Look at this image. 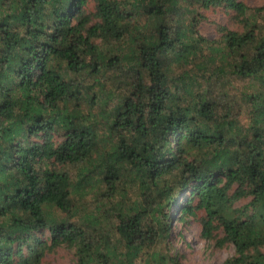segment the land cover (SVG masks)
<instances>
[{
  "label": "trees",
  "instance_id": "1",
  "mask_svg": "<svg viewBox=\"0 0 264 264\" xmlns=\"http://www.w3.org/2000/svg\"><path fill=\"white\" fill-rule=\"evenodd\" d=\"M211 9L235 25L216 40ZM108 74L131 79L107 92ZM198 74L259 86L240 93L244 125ZM176 204L235 246L225 264H264V5L0 0V264L62 247L77 264H182L165 253Z\"/></svg>",
  "mask_w": 264,
  "mask_h": 264
},
{
  "label": "rangeland",
  "instance_id": "2",
  "mask_svg": "<svg viewBox=\"0 0 264 264\" xmlns=\"http://www.w3.org/2000/svg\"><path fill=\"white\" fill-rule=\"evenodd\" d=\"M244 1L249 7L255 8L264 5V0H240ZM89 7L93 9V3L90 2ZM203 12V11H202ZM208 20L203 22L200 31L204 37L209 40H216L220 36L218 26L228 27L230 29L235 28V25L231 21L230 14L223 9H211L203 12ZM201 73V72H200ZM126 74V73H125ZM123 74L121 84H117L114 81L115 76L108 74V81L110 78L112 81H106V91H112L116 87L126 89V81L131 78ZM208 76V74H207ZM215 79V78H214ZM196 88H209V93L212 97L219 101L222 109L231 110V116L239 120L240 125H244L247 122V117L244 111H241V95L242 90L258 89L259 86L251 85L250 82L239 79L236 76L226 75L224 79L216 80L215 83H210L209 80L201 77L198 74L196 78ZM195 88V90H196ZM113 105L111 103L110 107ZM180 202V201H179ZM178 204L172 206V211L169 208L165 210L166 215H170L169 219L166 217V221L170 227V236L168 239L167 254L178 255L182 264H225L226 260L235 255V246L231 243L224 246L217 244L218 239L222 237V233H219L212 240H206L202 237V224L200 218L204 215L203 212L199 213L198 219H190L186 223L178 221ZM48 235V234H47ZM44 262L50 264H77L74 250L62 247L55 253L47 254Z\"/></svg>",
  "mask_w": 264,
  "mask_h": 264
}]
</instances>
